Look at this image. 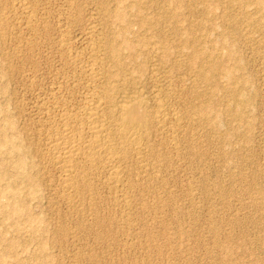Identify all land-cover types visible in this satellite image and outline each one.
Listing matches in <instances>:
<instances>
[{
  "label": "rangeland",
  "instance_id": "374dc122",
  "mask_svg": "<svg viewBox=\"0 0 264 264\" xmlns=\"http://www.w3.org/2000/svg\"><path fill=\"white\" fill-rule=\"evenodd\" d=\"M25 1L32 29L0 0V264H264V0ZM89 21L149 108L159 88L183 114L126 210L105 188L68 206L37 138Z\"/></svg>",
  "mask_w": 264,
  "mask_h": 264
},
{
  "label": "bare ground",
  "instance_id": "6f19581e",
  "mask_svg": "<svg viewBox=\"0 0 264 264\" xmlns=\"http://www.w3.org/2000/svg\"><path fill=\"white\" fill-rule=\"evenodd\" d=\"M12 1L18 3L25 27L32 29L38 20L34 6L25 0ZM116 16L122 18L120 13ZM87 25L90 41L85 59L68 56L65 66L71 73H64L35 102L40 114L38 143L56 170L57 186L68 206L84 205L91 210L100 188H105L111 204L126 210L147 170L157 167L162 155L157 146L176 145L183 114L168 92L159 88L149 108L132 89L134 76L126 68L131 55L106 50L108 40L101 36L100 26L92 21Z\"/></svg>",
  "mask_w": 264,
  "mask_h": 264
}]
</instances>
